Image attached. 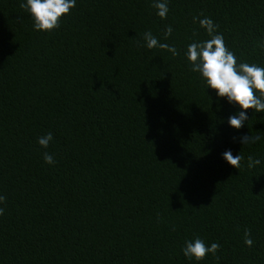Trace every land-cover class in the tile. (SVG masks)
<instances>
[{
    "label": "trees",
    "instance_id": "1",
    "mask_svg": "<svg viewBox=\"0 0 264 264\" xmlns=\"http://www.w3.org/2000/svg\"><path fill=\"white\" fill-rule=\"evenodd\" d=\"M21 2L0 0V264H264V112L232 128L240 107L185 55L209 17L264 67V0H167L166 19L155 0H76L51 32ZM147 31L179 54L148 49ZM197 236L218 260L183 255Z\"/></svg>",
    "mask_w": 264,
    "mask_h": 264
},
{
    "label": "clouds",
    "instance_id": "2",
    "mask_svg": "<svg viewBox=\"0 0 264 264\" xmlns=\"http://www.w3.org/2000/svg\"><path fill=\"white\" fill-rule=\"evenodd\" d=\"M76 6V0H26L21 2L19 7L30 14L34 21V29L37 31L51 32L60 27L62 18ZM152 7L157 10V15L161 19H166L169 12L167 0H155ZM201 15H203L201 13ZM199 21L200 27L206 30L209 39L201 42H192L187 46L186 58L191 64V71L199 73L206 82V87L215 90L218 98H226L230 104H236L240 111L230 115L227 123L234 129H241L245 121L249 120L247 110L251 109L257 113L264 112V67L246 62H238L235 53L227 47L222 34H217L218 24H215L209 17L200 19L199 16L193 17V22ZM173 33L171 25L166 27L164 39L167 40ZM145 45L148 49L159 48L171 52L173 56L178 55L175 46L161 43L151 33L147 31L143 34ZM138 46L139 41H137ZM259 136L244 135L240 138L243 145L255 143ZM53 140V135L48 132L38 138L37 143L42 148H48ZM223 159L227 163L240 169L241 161L244 157L241 154L233 156L231 150L225 151ZM45 163L54 165L56 163L52 154L43 153ZM261 161L248 157V168H254ZM6 197L0 195V204L6 203ZM5 209L0 207V216ZM244 242L248 247L253 245L251 230L245 229ZM218 243L207 246L204 240L198 236L194 240L185 241L182 248L183 255L188 259L196 261L204 260L208 254H212L217 260L216 253L220 249Z\"/></svg>",
    "mask_w": 264,
    "mask_h": 264
}]
</instances>
